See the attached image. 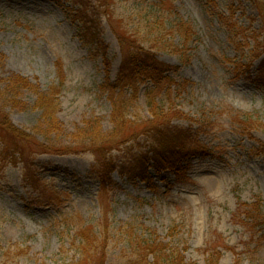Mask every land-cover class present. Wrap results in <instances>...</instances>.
<instances>
[{
  "label": "rangeland",
  "instance_id": "obj_1",
  "mask_svg": "<svg viewBox=\"0 0 264 264\" xmlns=\"http://www.w3.org/2000/svg\"><path fill=\"white\" fill-rule=\"evenodd\" d=\"M160 1L0 0V108L3 105L4 113L20 129L33 134L41 111L34 106V90H23L19 102L10 100L5 95L7 82L20 74L47 90L57 82L61 62L66 82L59 118L66 131L52 135L48 142L71 144L74 129L92 117L100 118L106 133L113 131V105L101 90L107 76L104 58L80 37L78 12L85 6L89 18L101 20L112 80L122 60L114 27L132 20L143 25L156 17L190 21L196 35L189 44V64L167 51H154L160 60L179 66L175 77L187 83L177 99L179 108L194 118L210 115L212 110L221 112L214 124L202 119L204 124L193 125L199 128L197 140L207 149L184 160L186 177L151 169L152 181L133 178L130 171L135 165L123 152H114L118 167L105 189L103 175L92 170L97 163L94 153H41L0 127V151L6 146L11 154L17 148L23 153L0 162V264L77 263L79 219L97 231L111 233L108 264L127 261L122 227H135L138 235L147 229L171 247L185 249L187 261L195 264H206L204 249L218 236L240 253L241 264L255 259L264 264V223H244L243 217L234 216L240 202L259 200L264 212V153L258 151L264 131L243 136L227 117L232 107L264 122V88L255 82L261 58L237 77L229 60L245 62L250 54L243 52L241 43L232 42L224 24L227 18L247 30L257 28L261 20L254 0H168V10L151 13L152 4ZM144 87L135 113L148 119ZM174 124L190 126L184 119ZM37 138L44 142L42 135ZM136 145L129 142L123 147L135 153ZM36 178L39 182L33 184ZM9 248L10 254L4 255ZM234 258L231 250L223 249L220 264H232Z\"/></svg>",
  "mask_w": 264,
  "mask_h": 264
},
{
  "label": "trees",
  "instance_id": "obj_2",
  "mask_svg": "<svg viewBox=\"0 0 264 264\" xmlns=\"http://www.w3.org/2000/svg\"><path fill=\"white\" fill-rule=\"evenodd\" d=\"M167 1L161 0L159 3L152 4L153 9L150 7V12L157 14L168 10ZM254 5L262 27L259 25L257 28L251 27L247 30L237 22H228L227 18L224 24L230 31L232 42L241 43L244 47L243 52L250 54V59L245 62L229 60L234 64L235 74L237 77L244 74L257 59L261 58L255 82L264 88V0H254ZM78 14L82 23L80 27L82 43L104 58L107 76L101 85V90L108 93L113 105L111 113L113 131L106 133L100 118L92 117L84 120L83 124L74 129L72 133L74 139L71 144L56 146L48 142L52 135L66 131L59 118L62 107L61 93L66 82L61 62L58 63V80L47 90H41L38 84H34L30 78L20 74L7 82L5 95H8L15 103L20 101L18 95L23 90H34L36 93L34 106L41 111V120L33 128V134L17 127L2 110L3 105L0 108V127L16 139L29 141L39 148L41 153L81 154L89 151L94 153L97 163L92 166V170L96 174L103 175L104 189L112 182L110 174L118 167L116 161L118 155H114V152H123V157L135 165V168L130 171V176L133 178L150 182L152 181L151 169L158 174L169 170L179 179L183 175L186 177V170L183 167L184 160L191 154L206 148L197 140L199 128L193 129V125L204 124L202 119L214 124L218 121L216 115L221 112L212 110L210 115L204 114L199 118H194L179 108L177 99L186 89L187 83L182 84L175 77L179 66L160 60L154 50L167 51L178 56L183 64H189L191 61L188 54L189 44L196 35L194 25L180 17H156L152 22L143 25L138 20H132L122 23L121 28L114 27L122 60L117 77L112 80L110 77L111 63L107 57L108 46L102 37L100 18H89L86 6ZM141 26L145 32L142 31ZM174 38H177V42ZM245 58L248 57L245 56ZM241 70L242 73H240ZM142 85L145 86L144 96L150 116L148 119H142L135 113ZM20 104L24 103L21 101ZM227 117L236 126L238 133L243 136L252 137L253 132L264 131L262 119L255 118L251 113H244L229 107ZM180 119L189 121L190 126L187 128L174 124ZM38 135L44 137V142L39 141ZM129 142L137 144V152L132 153L131 148L123 147ZM9 150L6 146L1 149L0 162L8 156L16 154L22 156L23 154L19 148L12 154ZM258 151L264 153V143L260 145ZM37 182L39 178L32 183ZM234 216L243 217L242 222L244 223L246 221L249 224L264 223L261 201L240 202ZM79 220L80 227L77 236L81 239L78 247L80 258L77 263L64 264H108L111 233L107 230L97 231L94 226ZM107 227L108 225H104V228ZM122 230L125 236L122 242L126 246L124 251L127 257V261L122 264H195L193 261H187L184 254L185 249L181 251L177 246L171 247L168 242L159 240L147 229L140 235L135 233V227H122ZM146 232L150 236L149 234L145 236ZM262 237L264 238V235ZM13 246L16 250L19 249L17 244ZM223 249L234 253L235 258L232 264L242 263L240 253L234 247L229 246L221 236H218L204 249L207 253L206 264H220ZM10 251L11 248L4 255H9ZM251 264L260 263L255 259Z\"/></svg>",
  "mask_w": 264,
  "mask_h": 264
}]
</instances>
